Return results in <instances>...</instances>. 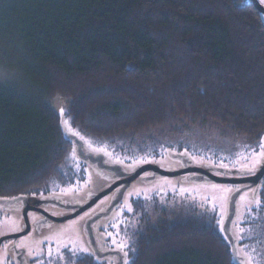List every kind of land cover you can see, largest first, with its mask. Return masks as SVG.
<instances>
[{
  "label": "trees",
  "instance_id": "16d2710c",
  "mask_svg": "<svg viewBox=\"0 0 264 264\" xmlns=\"http://www.w3.org/2000/svg\"><path fill=\"white\" fill-rule=\"evenodd\" d=\"M0 63L16 75L0 84V199L36 205L65 180L63 124L99 147L181 122L264 141V18L251 0H0ZM222 223L163 216L124 264H235Z\"/></svg>",
  "mask_w": 264,
  "mask_h": 264
},
{
  "label": "rangeland",
  "instance_id": "374dc122",
  "mask_svg": "<svg viewBox=\"0 0 264 264\" xmlns=\"http://www.w3.org/2000/svg\"><path fill=\"white\" fill-rule=\"evenodd\" d=\"M9 79L16 80V75L0 66V84ZM53 105L62 112V100L54 101ZM86 144L90 151L106 154L107 164H119L128 173L145 165H153L168 172L183 170V161L173 155L184 154L192 168L214 174L223 170L231 172L234 178L258 171L264 165V141L262 145L255 146L247 138L214 122L203 125L175 123L165 129L123 138L112 147H99L89 141ZM63 172L65 180L51 186L50 193L59 195L63 204L84 206L114 183L112 174L90 164L86 166L75 155L70 157ZM149 176L150 173L144 174L133 182L112 214L93 225L103 249H132L136 234L147 225H155L163 216L175 221L210 214L222 218L223 222L228 215L230 199L239 188L238 185L211 181L192 182L188 175L143 179ZM262 189L261 186L259 190L253 188L242 193L232 224V234L237 239V247L245 258V264H264ZM116 195V192L111 193L78 218L65 223L50 222L41 228L34 225L31 233L18 241L20 246L27 249V261L38 258L46 264H73L67 254L88 253L86 224L104 213ZM140 203L143 209H139ZM46 210L55 217L65 214L64 210L55 206H48ZM22 211L20 205L0 206V238L24 230ZM29 218L35 222L38 215L30 212ZM44 244L46 250L42 248ZM11 245L12 240L3 243L0 264H6L12 258ZM114 260V257H107L102 262L110 264Z\"/></svg>",
  "mask_w": 264,
  "mask_h": 264
},
{
  "label": "water",
  "instance_id": "95a60500",
  "mask_svg": "<svg viewBox=\"0 0 264 264\" xmlns=\"http://www.w3.org/2000/svg\"><path fill=\"white\" fill-rule=\"evenodd\" d=\"M256 10L261 14L264 18V6L259 2V0H251ZM63 134L66 140L71 141L73 143V150L74 155L76 158L84 163L86 166L89 167V164L92 167H96L99 170L109 172L113 175L115 183L112 184L107 190L101 192L100 194L94 196L92 200L82 206V205H70V204H63L60 201L59 195L51 194L49 196H45L39 199L38 205H32L30 203V198L28 196H18L10 199H0V206H13V205H20L23 208L22 216L25 222V228L22 232L17 234H10L8 236H4L0 238V249L5 241L12 240L13 244L15 245L16 241L19 238H22L28 235L31 230L32 226L30 223L29 213L30 212H41L45 215L46 219H51L57 223H64L66 221L73 220L79 217L84 212L88 211L92 207H94L101 199L110 195L118 188L119 191L117 192L116 198L109 206V208L102 214H99L89 220L86 224V234L88 237V245L90 252L96 257L98 260H103L107 257H114V262L111 261L110 264H124L125 263V254L122 250H114V249H103L97 236L95 234L93 225L102 218H106L112 214V212L121 204L124 199V196L127 190L130 188L131 184L138 180L139 178L143 177L144 174L150 173L151 176L143 178L144 180H155L157 177H178V176H185L188 175L189 179L192 182H204V181H211L216 183H224V184H232L238 185V190L232 195L230 202H229V210L227 217L223 220L222 223V231L227 238L230 247L231 253L233 257V261L235 264H245V258L242 257L239 253V249L237 247V239L232 234V224L237 212V202L239 197L245 191L249 189L256 188L257 190L260 189L262 186V182L264 179V165L258 171L251 172V173H244L241 174L239 178H234L231 172H226L223 170H218L217 173L214 174L210 173L205 170L192 168L190 167V161L187 158V155H173L174 158L181 159L184 163V169L177 171V172H168L164 171L156 166L153 165H145L137 168L135 171L128 173L124 170L123 166L119 164H107V156L102 152H93L87 148V144L84 142L82 138L78 135L74 134L73 132L69 131L67 127L63 124ZM50 205L56 206L62 210L66 211H74V213L68 217L64 218H54L53 216L49 215L44 209L41 207H48ZM42 223H46V220ZM16 247V245H15ZM16 254L18 255L17 261L19 264H24L26 261V250H17Z\"/></svg>",
  "mask_w": 264,
  "mask_h": 264
},
{
  "label": "flooded vegetation",
  "instance_id": "af4514ba",
  "mask_svg": "<svg viewBox=\"0 0 264 264\" xmlns=\"http://www.w3.org/2000/svg\"><path fill=\"white\" fill-rule=\"evenodd\" d=\"M151 176V175H150ZM116 182V180L114 181V183ZM119 189L120 188H118L117 190H115L114 192H118L119 191ZM30 203L32 204V205H35V204H33L31 201H30ZM71 205V204H70ZM35 206H37L38 207V205H35ZM50 206H53V205H50ZM56 207V206H55ZM58 208V207H57ZM41 209H44L48 214H49V212L46 210V207H41ZM65 211V214L63 215V216H61V217H55V216H53L52 214H49V215H51V216H53L54 218H64V217H68V216H70V215H72L73 213H74V211H66V210H64ZM37 215H38V218L35 220V222H32L31 220H30V223H31V226H32V230H33V226L35 225L36 226V228H41V226L42 225H44V224H47V223H50V222H53V223H57V222H55V221H52L51 219H46V217H45V215L43 214V213H41V212H35ZM78 218V217H77ZM46 220V223H42L43 221H45ZM67 222V221H66ZM65 223V222H64ZM31 230V231H32ZM20 233V232H19ZM31 233V232H30ZM20 240V238L16 241V243H15V245H16V247H15V245L13 244V241H12V245H11V248H10V250L12 251V258H10L9 260H8V262L6 263V264H19V262L17 261V258H18V255L16 254V251L17 250H26V255H25V257L27 256V249L24 247V246H20L19 244H18V241ZM3 246V245H2ZM47 246L44 244L43 245V249H47L46 248ZM89 253H90V251H88ZM47 259H49L48 257H47ZM24 264H46L45 262H43V261H40V260H38V258H36L35 260L33 259V260H30V261H27V258H26V261H24ZM48 264V263H47Z\"/></svg>",
  "mask_w": 264,
  "mask_h": 264
}]
</instances>
